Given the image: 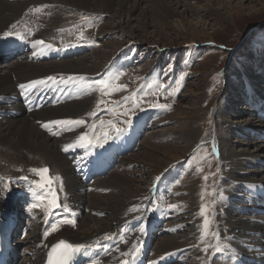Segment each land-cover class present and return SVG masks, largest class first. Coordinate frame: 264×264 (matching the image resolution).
Segmentation results:
<instances>
[{"label": "bare ground", "instance_id": "1", "mask_svg": "<svg viewBox=\"0 0 264 264\" xmlns=\"http://www.w3.org/2000/svg\"><path fill=\"white\" fill-rule=\"evenodd\" d=\"M187 2L189 1L0 0V51L7 49L8 37L12 36L16 38L15 35H6V33L22 32L29 40V44L24 47V49L27 50V54L19 53L15 57L8 53L0 55V57L7 62V64L0 66V151L3 155L2 159L6 163L4 164L6 168H0V178H2L0 179V221L5 220L8 215L13 213L16 223L14 232L16 231L17 234L19 233L18 230L23 221L20 220L18 216V214L21 213L18 212L20 211L19 206L15 205L14 207L12 200L17 194H21L19 192H22V194L26 193V183L25 179H21L18 175H7V167L10 168V166L15 165L16 162H14L13 159L18 156L22 157L25 167L27 169L30 168V171L31 169L38 168L37 164L43 161V165L52 171V176H50L53 178H60L59 180L54 179L53 187L57 190L60 203H67L69 205L75 213L74 219L76 220L75 226L61 224L57 231L51 232V229L47 230L44 227L46 213L43 207L35 208V212L38 213V216L34 217L36 220L34 219L31 221L33 225L32 231L35 233L29 236L28 245L22 242L24 240L18 242L21 237L14 240L15 243L12 244L14 247L19 248V255L16 261L11 259L12 264H43L48 256L51 245L61 239H67L74 245L81 244L85 247L105 239H115L119 237L120 234L127 231V224L129 222L137 219L142 220V225L134 229V231H131L128 235L131 239V243L116 239L119 241V244L114 252L112 253V251H109L107 253L104 251V254L101 255L102 259L91 261V264H124L125 261H127V264H134L132 262L133 258H139V261H142L145 256H147V258L151 256L150 254H152V251L157 252V255L154 254L158 256L156 258L162 257L166 260H174L177 255L187 249L186 244L183 240L178 239V236L163 238L159 240L156 245V242L155 244L153 242L158 238L157 235H155V233L149 235L148 232L145 231L147 224L150 222H152L151 228L154 229L157 223H163L170 217V212L168 214L164 213L160 205H157L156 208H147V204L150 201L157 202V199L163 195L162 192H157L156 196L153 197V190L164 175L160 176L161 172L165 171L173 163L178 162L182 156V149L173 152V148L176 147L172 146V144L166 143L165 146H160L154 142L159 139L166 140V129L160 130L159 128V130L153 131L154 134L152 135V132L149 135L150 137L148 136V138L141 139L142 145L145 146L147 151V155L155 151L161 152L158 159L157 157L154 158L155 160L157 159L155 162H148L147 160L149 159L146 158V156H130L131 161L144 163L145 167L147 166L152 169L156 174L159 173L156 175L157 177L155 176L152 178L151 183L144 177L143 179L140 178L136 180L126 175L125 172L128 171V168H125L126 166L123 167L121 164L122 171H119L121 166H117L107 177H98L93 183L86 185L81 181L78 175L75 176L72 173V162H74L76 158H72L68 155V151H65L64 148L69 144H74L76 138L84 133H88L89 137H92L94 132L90 128V118L92 115H89V110L91 109L90 105L94 104L95 99L93 94L95 92L80 98L73 96L63 104L59 103L56 106L44 107L30 112L25 109L19 99L7 101L8 97L14 95V97L18 98L20 93L26 91V89H21L19 85H28L32 81H46V83L36 86L41 89V87L47 85L48 77H55L56 80H62V90H64V93L69 90V81L76 84L77 91H81L84 87L91 91L95 90L93 77L96 72L102 69L104 66L103 64L109 59L110 54L107 55L105 52H95L96 55H101L103 58L102 60L97 58L99 59L98 63L89 64L90 59H88L87 55L76 56L77 54H74L72 56L73 52L67 54L65 59H61L63 56L54 52V49L59 50L61 46H66V43L70 41V35H76L77 39H81L79 36L80 21L76 19L80 14H77L75 10H81L79 13L89 14L88 16H91L89 20L94 18L97 21L104 22L101 25V32L111 34L120 33L124 37L129 36L133 38L139 37V35L136 34L137 29L135 30L131 25V22L135 20L133 15L137 10H140L141 13L140 5L145 4H150L149 7L152 10L154 9L155 15L161 17L164 22L171 25L174 30L187 34L188 29L186 28L185 19L186 13H188L189 10L188 8L191 5L190 2ZM45 5L47 7H43L41 11H34L36 8H41ZM180 8H185V11H181ZM192 8L191 6L190 9ZM142 13H144L142 15L146 20V11L144 10ZM112 19L116 20L112 22ZM14 24L16 25L15 29L12 28ZM148 27L146 21L141 22L140 31L144 33L147 39L149 37ZM29 31L32 33L31 35H29ZM49 38L57 39L55 40L56 42L51 43V45H53L51 49L40 45L33 47V41L43 40L46 44H49ZM109 45H115V49L121 47V43L119 44L118 42L107 43L106 46ZM39 47L47 50L48 59H43L40 50H36ZM77 47L78 46H76V48ZM76 48L72 47L70 50L76 51ZM31 51H33L32 54ZM119 64L109 63L108 67L112 72ZM245 72L243 71V74H237V78L232 79L234 80L233 83H237L238 77H243ZM261 72H263V70ZM70 77L72 79H69ZM98 77L99 76H97V78ZM64 81H67V83H64ZM229 85L230 87L233 86L232 83H229ZM235 85L238 86V84ZM237 86H235L232 91L229 90V93L236 92ZM258 87V84H253L246 88L248 94L244 102H247V105L250 106L252 103L248 102L249 96H251V99L255 98L254 88ZM244 92H241L239 96L236 95L238 100H236L233 105L241 104L239 100L243 98ZM262 94L263 96L261 95V97L264 98V91ZM79 99L82 100L79 101ZM228 100L229 99H226L225 102H231ZM257 101V107L254 106L253 108L254 113H259L264 109V102L260 99ZM225 102H223V104H225ZM243 106L236 108L232 107L231 110L230 107H227L226 111L230 110V112L226 114L223 113V115L225 116V121L230 123L228 125L222 123L221 121L223 119L221 120L219 115L216 120L220 121L217 122L215 120V125L222 129L227 126L229 129L227 133H241V137H248L253 133L252 136L264 139V124H258V128H255V125L252 124L255 119V117L252 116V111L247 107L243 108ZM218 110L221 114L223 109L221 108ZM247 110L250 112V116H239L247 112ZM9 112H16V114L9 115ZM259 115H262L263 117L261 118L264 120V111ZM183 118L186 117L183 116ZM78 119H83L86 123L81 126H74L72 130H66L61 135L57 136L51 134L42 127L44 124H49L52 131L56 132V130L64 127V125H53L50 122ZM151 127H156V124L152 122ZM168 130L173 134H176V132L180 133V137L177 138L179 141H183L185 148L190 146L196 138H199V133L201 132V129L196 124V119L186 120L180 128H178L176 124L168 128ZM221 135H223V133L216 129L215 133L209 136L208 140L212 141L216 152L222 160L221 179L222 182L228 186L225 190L228 200L230 201V199H232V201H237L233 204V208L238 210H232L231 204L226 203L227 209H225V214L235 215L236 218L225 216L223 219H220L217 228V245L212 256L215 257L217 254H221L223 258H232L228 264H248L245 262L246 259L254 260L255 262L258 260L264 261V198L259 200L260 195L264 196V167L260 168L262 163L258 164L259 161H261L259 157L262 156V154V157H264V140H253L251 142L239 139L233 141L230 135L228 138ZM76 148H79V146H74V148H70V150ZM123 157L125 159L127 156ZM123 157H121V159ZM121 159L120 161L124 160ZM228 165L234 166L228 167ZM21 176L27 177L26 175ZM164 178H166L167 183H170L167 173L163 179ZM27 179L30 178L27 177ZM8 180L12 181L9 185L10 190L5 189L4 182ZM162 182L158 188H161L159 191L168 187L163 185ZM61 183L63 185V191H60ZM92 184L95 186L92 192H96L97 194H90L91 191H88L91 189ZM148 184L151 185L146 188L145 186ZM240 185H242V187H240ZM110 187H114V191H112L111 194L109 193ZM120 188L121 192L119 194L112 195L117 193ZM37 190L41 191L39 188H37ZM235 190L238 191V195L240 196L233 195L234 193L232 194L233 196L230 195L229 191L235 192ZM252 190L257 191L253 196L248 194V192ZM242 191L247 194L245 195L246 199L243 204ZM102 192L104 195H101ZM63 197H65L67 201H63ZM162 199L164 198L162 197ZM240 201L241 203H239ZM35 203H39V201ZM44 203L46 204V201ZM24 208L26 212H29L28 205ZM60 209L61 208L55 209V214L53 216L64 213ZM30 213L33 214V210ZM246 214L249 216V219H247L248 217ZM225 220H228L229 223ZM141 229H143V231H141ZM46 231L50 232L47 237L44 235ZM228 231L230 232V240H228L229 244L225 245L222 244L221 239ZM190 235L198 239L199 244L204 243L206 240L200 236V230L196 228ZM247 237L250 238L247 239ZM143 242H148V244L145 245ZM222 247V251H217V248L220 249ZM23 248L24 250H22ZM182 248L183 251L181 252L180 249ZM154 257H152V259L150 258L151 260L149 259V261L153 263L160 259H155ZM212 264H214L213 260Z\"/></svg>", "mask_w": 264, "mask_h": 264}, {"label": "rangeland", "instance_id": "2", "mask_svg": "<svg viewBox=\"0 0 264 264\" xmlns=\"http://www.w3.org/2000/svg\"><path fill=\"white\" fill-rule=\"evenodd\" d=\"M188 1L191 4L190 7L192 6L193 8L190 9L189 7L188 13H186L185 24L188 29L187 34L174 30V28L164 22L161 17L156 16L154 9L152 10L149 7L150 4L140 5L141 13L140 10H137L134 13L133 18L135 20L131 22V25L135 30L137 29L136 34L139 35V37L137 36L133 38H130L129 36V38L124 37L120 33L111 34L101 32V25L104 22L95 21V23H92L94 19H90L89 21V18H91V16H88L89 14L79 13L81 10H75L77 14H80L76 18L80 21L79 36L82 32V40L86 38L92 40L95 44V48L92 46L90 51L85 52L86 54H82L88 56V59H90L89 64L98 63L99 59L102 60L103 56L96 55L95 52H105L107 55L110 54L109 59L103 64V70L101 69L95 74L100 72V75L105 76L108 73H111L108 64L112 63L119 57V55L129 56L132 53L135 57L133 59V65L129 70H126L125 72L120 70L117 73H112L113 77L109 81L108 87L104 89V93H101V98H99L97 93L93 94L95 100L94 104L90 105L91 109L89 111L90 113L97 111L98 108H100V106L97 107V104L101 100L104 101V103L100 105L104 107L112 105L118 100L119 109L122 110L123 113L127 112V115L129 114L128 117L124 114L126 120L134 118L138 111L151 108L157 109V112L163 117L161 119H152V122L156 124V127H150L143 139L148 138L153 131L155 132V130H159V128L160 130L166 129V140L159 139L154 142L160 146H165L166 143L172 144V146L176 147L173 148V152L182 149V156L178 161L181 163L174 167L173 171L176 172L177 176L180 174L184 175L174 184L173 190L167 197V208H169V205H176L175 208H172L174 212L172 214L173 217H169L170 220L167 222L168 231L167 228V232L163 228V233L161 235L158 234V238L154 241V244L156 242L157 245V242L163 238H172L175 236H178V239L183 240L187 248L185 253L181 256L184 260H178L174 264H212V260L214 264H228L232 258L226 259V257L223 258L216 256V258H212L211 260V256L217 245V228L220 219H223L225 216L236 218L235 215L225 214V209H227L226 203H230L232 210L237 211L238 209L233 208V204L237 201H232V199H230L228 202L225 200V196H227L225 190L228 186L227 184H224L221 179L222 160L215 157L214 152L216 149L212 141H209L208 139L217 129V131L223 133L221 136L228 138L230 135L233 141L239 139L251 142L253 140H264L252 136L253 133L248 137H241V133L237 132L227 133V131H229L227 126L222 129L215 125V120L219 115L220 119H223L221 122L228 125L230 122L227 123L225 121L223 113L226 114L230 112L232 107L236 108L243 105V108L247 107L252 111V116L255 117L252 124L255 125V128H258V124H264V120L261 118L263 116L259 115L264 109L259 113H254L253 108L255 105L253 104L251 106L250 104L249 106L247 105V102H244L247 98L245 94L246 88L253 84H258L259 87L254 88L255 98H252L251 102L254 101L256 104L259 99L264 102V98L261 97V95L263 96L262 92L264 91V74H262L264 73V0ZM142 10L146 11V20L142 15L144 14L142 13ZM180 10L185 11V8H180ZM115 20L116 19H112V22ZM144 21H146L149 26L148 39L144 36V33L140 31L141 22ZM69 40L70 41L67 43L71 44L80 43L78 40L81 41V39L76 38V35H70ZM48 42L51 44L56 41L55 38H49ZM113 42L121 43V47L115 49V45L106 46L107 43ZM3 64H7V62L0 57V66ZM262 70L263 72H261ZM156 71H160L158 76L150 79L149 75L155 74ZM243 71H246L245 75H243V77H238L237 83H233L234 80L232 79L237 78V74L239 73L243 74ZM144 78H147L145 86L139 88L137 91L136 89L138 88V85ZM229 83H232L233 86L230 87ZM235 84H238V86ZM235 86H237L236 92L229 93ZM132 92L134 93L133 96H127V93ZM241 92H244L243 98H240L239 100V103L241 104L233 105V103L238 100L236 95L239 96ZM226 99H229L228 101H231L232 103L225 102ZM80 100L82 99H79V101ZM223 102H225V104H223ZM154 104L170 105L171 107H153ZM227 107H230L229 111H226ZM221 108L223 110L220 114L218 109ZM167 109H169L168 112L165 111ZM247 112L239 116H250V112L248 110ZM183 116L186 118H183ZM92 117L93 115L91 116L90 121L92 120ZM193 119H196V124L201 129V132L199 133V138H196L190 146L185 148L183 141H179L177 138L180 137V133L176 132V134H173L168 128H171L176 124L177 127L180 128L186 120ZM109 120H111L109 115L103 116V121L107 122ZM216 121L218 122L220 120ZM121 124L124 125L123 122L120 123V125ZM107 125V123L97 124L95 119V123L93 124L95 127L93 130H103ZM90 128L92 129V127ZM142 144L143 143L141 142L132 153L126 155L127 157L125 159L123 157L122 159L124 160L120 161L118 166H121V164L123 167L126 166L125 168H128V171L125 172L126 175L131 176L133 179L139 180L144 177L145 179H148L149 183H151L152 178L159 173H154L152 169L147 166L145 167L144 163L131 161L130 156H146V158L149 159L147 160L148 162H155L161 155V152L155 151L150 155H147L145 146ZM213 149H215V151H213ZM262 156L259 157L261 161H259L258 164L262 163L260 168L264 167V157ZM155 157H157L156 160L154 159ZM0 158V168H6L4 167V164L6 163L2 159L3 155L1 151ZM13 161L16 162V164L10 166V168L7 167V175H18L19 177H22L21 175H26L28 177V173L31 171L30 168L27 169L25 167L22 157L18 156L14 158ZM73 163L74 162H72V173L77 176ZM176 163H173L165 171L161 172L160 176ZM37 166L38 168L45 167L43 161L40 164H37ZM122 166L119 168V171H122ZM229 166L233 167L234 165H228V167ZM49 175L52 176V171L49 172ZM205 177H207L206 180ZM33 178L34 180H38V176ZM170 183H167L166 186H169ZM150 185L151 184H148L145 187L148 188ZM240 187H242V185H240ZM91 188L92 190L90 194H97L96 192H92L95 188L93 184L91 185ZM113 188L114 187H110V194L114 191ZM160 189H158V193H163V190L159 191ZM218 190H220V194H218ZM120 192L121 188L117 193L112 195H117ZM229 192L231 196L239 194L236 190L235 192ZM241 194L243 195V202V199L245 200V195L247 194L244 191H242ZM101 195H104L103 192ZM162 197L164 198V196L161 195L157 199V205H160L161 207H163L165 200V198L162 199ZM63 201H67V199L63 197ZM239 203H241V201ZM202 205L206 206L205 215L210 221L207 235H204L205 230L203 227L205 217L200 215ZM171 213L172 212H170V215ZM33 214L38 216L35 209H33ZM247 217V219H249V216ZM34 219L36 220V218ZM225 221L229 223L228 220ZM27 224L31 230L24 238L21 237L18 240V242L24 240L22 242H24L25 245H28L27 242L29 236L35 233L32 231V222ZM195 228L199 229L201 233L200 236H202L203 239H206L204 243L199 244L198 239L190 235ZM229 237L230 232L228 231L221 239L222 244L228 245V240H230ZM248 238L250 237H247V239ZM223 247L220 248V251L223 250ZM180 250L182 252L183 248ZM154 254L157 255V252L152 251V254H150L151 256H149L148 259H152L154 256L155 259L160 258H156L158 256Z\"/></svg>", "mask_w": 264, "mask_h": 264}, {"label": "snow or ice", "instance_id": "3", "mask_svg": "<svg viewBox=\"0 0 264 264\" xmlns=\"http://www.w3.org/2000/svg\"><path fill=\"white\" fill-rule=\"evenodd\" d=\"M43 7H47L42 6L41 8H36L34 11L39 12L42 10ZM12 28L15 29L16 25H12ZM32 33L29 31V35H31ZM6 35H15L16 38L18 39H24L25 36L22 32H9L6 33ZM80 38H83V33H80ZM43 46L45 48L51 49L53 47V45L51 44H46L45 41L43 40H35L33 41V47L36 46ZM69 79H72L71 77ZM83 79V78H80ZM48 81H52L53 83L56 82V78L55 77H48L47 78ZM46 83V81L40 80V81H32L30 82L28 85H19V87L21 89H26V90H32L34 89L37 85H41ZM64 83H67V81H64ZM105 88L108 87L107 84L104 85ZM116 87H121V86H116ZM104 101H99L97 104V107L100 106V104H103ZM153 107H159V108H170V105H163V104H154ZM125 115H127V112L124 113ZM89 115H96L95 112L90 113ZM53 125H64L66 126V130H72V128L74 126H81L84 125L86 123L85 120L83 119H78V120H57V121H52L50 122ZM111 124V122H109ZM130 123V121L128 122ZM113 128H115V131L117 133H120L121 131H123V129L116 127L115 124L111 125ZM42 127H44L46 130H48L51 134L56 135V132L52 131V128L50 127L49 124H44L42 125ZM95 126H93L94 128ZM105 138H107V133L104 134ZM93 144H96L97 146H102L99 145L98 142L96 140H94L93 138L89 137L88 133H84L83 135H80L76 138V140L74 141V144H69L67 145L64 150L68 151L69 148H72L74 146H79L82 148H88L89 146H92ZM213 151H215V149H213ZM31 172H33L36 176L39 177L38 180H34L32 181L33 184L36 185L37 188L41 189L44 194L43 195H39L36 194L35 192L33 193V195L35 196V200L39 201V203H32L29 208L28 211L31 212L33 209L35 208H40L43 207L46 216L45 219L47 220V218L49 216L54 215V209H59L62 208L64 213H69L70 216L72 218H70L69 216H65L63 219L53 223L51 225V232H55L59 229L61 224H70L72 226H75L76 224V220L74 219L75 213L72 211V209L69 207V205L67 203H60L59 201V196L57 193V190L53 187L54 184V179L55 180H59V177L53 178L49 175V168L44 167V168H34L31 169ZM2 179V178H0ZM21 179H25L27 180V177H21ZM207 179V177H205V180ZM12 183L11 180L5 181V189L6 190H10L9 189V185ZM60 191H63V185L61 183L60 185ZM46 201V204L44 203ZM176 205H169V208H175ZM206 213V206L202 205L201 206V210H200V215L204 216V235H207V231L209 228V224L210 221L208 219V217L205 215ZM141 231H143V229H141ZM50 234V232L46 231L45 232V237H47ZM109 238V237H106ZM84 245L81 244H77V245H72V244H67L65 241H60L57 245H55L52 249V251L49 253V264H68V260L71 258V255L74 252L79 251L80 249L84 248ZM221 249L217 248V251H220ZM124 264H127V261L124 262Z\"/></svg>", "mask_w": 264, "mask_h": 264}]
</instances>
